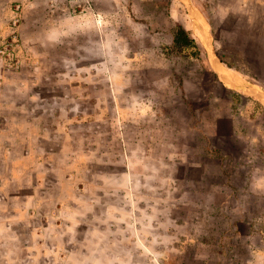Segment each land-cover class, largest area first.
<instances>
[{
  "label": "rangeland",
  "instance_id": "obj_1",
  "mask_svg": "<svg viewBox=\"0 0 264 264\" xmlns=\"http://www.w3.org/2000/svg\"><path fill=\"white\" fill-rule=\"evenodd\" d=\"M0 264H264V0H0Z\"/></svg>",
  "mask_w": 264,
  "mask_h": 264
},
{
  "label": "trees",
  "instance_id": "obj_2",
  "mask_svg": "<svg viewBox=\"0 0 264 264\" xmlns=\"http://www.w3.org/2000/svg\"><path fill=\"white\" fill-rule=\"evenodd\" d=\"M174 46L175 48L195 47L200 52L202 50L198 42L191 36L190 32L187 31L181 24L178 25L177 30L174 34ZM203 63L206 65L207 69L212 70L208 59L204 60Z\"/></svg>",
  "mask_w": 264,
  "mask_h": 264
},
{
  "label": "crops",
  "instance_id": "obj_3",
  "mask_svg": "<svg viewBox=\"0 0 264 264\" xmlns=\"http://www.w3.org/2000/svg\"><path fill=\"white\" fill-rule=\"evenodd\" d=\"M214 56H215V55H214ZM214 56H213V57H214ZM211 59H212V62H213V64H214L216 70H220V69H221V62H219L216 58H212V57H211Z\"/></svg>",
  "mask_w": 264,
  "mask_h": 264
},
{
  "label": "bare ground",
  "instance_id": "obj_4",
  "mask_svg": "<svg viewBox=\"0 0 264 264\" xmlns=\"http://www.w3.org/2000/svg\"><path fill=\"white\" fill-rule=\"evenodd\" d=\"M198 25V24H197ZM204 26V25H203ZM200 37V36H199ZM203 38V37H202ZM206 38V37H205ZM208 43V42H207ZM207 47H208V45H207Z\"/></svg>",
  "mask_w": 264,
  "mask_h": 264
}]
</instances>
